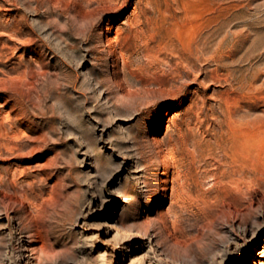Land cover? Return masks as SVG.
I'll return each mask as SVG.
<instances>
[{"label": "rangeland", "instance_id": "1", "mask_svg": "<svg viewBox=\"0 0 264 264\" xmlns=\"http://www.w3.org/2000/svg\"><path fill=\"white\" fill-rule=\"evenodd\" d=\"M0 264H264V0H0Z\"/></svg>", "mask_w": 264, "mask_h": 264}, {"label": "bare ground", "instance_id": "2", "mask_svg": "<svg viewBox=\"0 0 264 264\" xmlns=\"http://www.w3.org/2000/svg\"><path fill=\"white\" fill-rule=\"evenodd\" d=\"M106 1V0H105ZM107 3V2H106ZM109 4V3H108ZM107 5V4H106ZM114 7V6H113ZM139 22V21H138ZM140 23V22H139ZM142 26V25H141ZM138 27L139 26H137V29H138ZM133 28V27H132ZM134 28H135V26H134ZM140 29V28H139ZM139 31V30H138ZM146 31H147V29H146ZM143 34H146V33H143ZM153 39V38H152ZM155 49V48H154ZM66 51H68V49H65ZM90 50V49H89ZM64 52V51H63ZM66 53V52H65ZM150 53H151V51H150ZM153 54V53H152ZM157 54V53H156ZM68 55V54H67ZM83 55H84V53H83ZM155 55V54H154ZM177 55V54H176ZM71 56H72V54H71ZM70 57V56H69ZM157 57H158V55H157ZM162 57V56H161ZM78 59H80V58H78ZM157 59V58H156ZM165 61V60H164ZM190 64V63H189ZM155 65V64H154ZM129 66V65H128ZM156 67V66H155ZM126 68V67H125ZM128 68V67H127ZM129 68H131V67H129ZM137 68V67H136ZM173 68V67H172ZM176 68V67H175ZM127 70V69H126ZM130 70V69H129ZM143 70H145V69H143ZM175 70H177V68L175 69ZM139 71V70H138ZM137 71V72H138ZM151 71V70H150ZM154 71H156V69L154 70ZM174 71V70H173ZM127 72V71H126ZM133 72V75L135 76V77H137V76H139L141 73H139V75H137L136 74V72H134V70L132 71ZM149 72V71H148ZM175 73H177V71L175 72ZM155 74V73H154ZM178 74H179V72H178ZM177 75V74H176ZM129 76H130V74H129ZM151 76V75H150ZM177 77H179V76H177ZM139 78V81L141 82V86L142 87H140V86H134V87H130L129 89H126L125 91H124V95H127V96H129V97H139V96H141V95H144V96H153V97H155V95H159V94H161L162 93V95H163V92H164V90L165 91H167L166 90V88L169 86L168 84H167V82H170L169 80H165L164 78H161V77H159V76H151V77H147L146 75H143V74H141L140 75V77H138ZM175 80H176V78H174ZM171 80V79H170ZM176 82V81H175ZM139 83V82H138ZM174 83V82H173ZM152 84H155V86H153ZM133 85V84H132ZM172 85V84H171ZM170 85V86H171ZM174 85V84H173ZM171 89V88H170ZM177 89V88H176ZM92 90V89H91ZM173 92V91H172ZM169 93V92H168ZM164 94H165V92H164ZM151 96V97H152ZM161 96V95H160ZM124 97V96H123ZM158 99V98H157ZM132 102H134V101H132ZM115 104V103H114ZM133 105V104H132ZM239 117V116H238ZM139 120V119H138ZM153 139H154V137H153ZM10 200V199H9ZM14 200V199H13ZM30 217H31V215H30ZM27 224V223H26ZM26 227V226H25Z\"/></svg>", "mask_w": 264, "mask_h": 264}]
</instances>
